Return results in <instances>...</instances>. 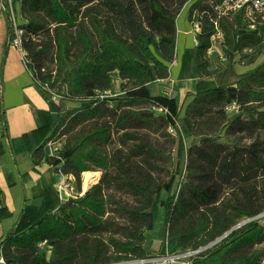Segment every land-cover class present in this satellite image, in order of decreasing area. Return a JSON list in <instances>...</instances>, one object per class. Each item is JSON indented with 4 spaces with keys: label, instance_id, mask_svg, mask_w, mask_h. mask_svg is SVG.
I'll return each mask as SVG.
<instances>
[{
    "label": "trees",
    "instance_id": "obj_1",
    "mask_svg": "<svg viewBox=\"0 0 264 264\" xmlns=\"http://www.w3.org/2000/svg\"><path fill=\"white\" fill-rule=\"evenodd\" d=\"M189 1L13 0L15 9L19 4L22 23L18 26L34 83L45 100L56 97L65 104L55 127L48 112L39 113L49 118L22 135L25 153L19 160L9 154L15 139L4 142L10 139L3 106L4 69L15 27L9 5L1 11L7 26L0 47V166L5 160L3 170L10 187L15 185L12 168L26 179L28 170L42 162L56 173L73 176L79 190L84 172L105 171L97 184L77 197L62 199L51 185L38 196L24 193L18 214L9 210L0 186V225L17 217L12 231L0 237L6 264H107L128 256L199 250L223 236L194 256L192 264H264V249L258 247L264 243L263 228L256 222L236 228L240 220L264 210V137L257 135L250 145L242 146L227 136L264 130V110L260 109L264 106V31L245 32L236 48L241 58L236 61L231 54L225 68L213 71L208 56L213 11L205 0H197L189 19L196 10L204 13L202 33L194 54L185 52L179 75L180 79L196 78L197 87L178 103L169 65L176 59L178 16ZM220 23L231 53L235 33L246 30L247 24L240 15L222 18ZM247 49L252 51L244 53ZM189 58L193 69L187 67ZM116 77L123 82V93L110 99ZM110 102L129 109L119 115ZM232 103L251 114V121L236 116L221 126L217 136L210 130H195L203 116L226 118L225 107ZM144 104L153 110L135 109ZM107 114L118 117L119 128L131 123L177 130L179 137L172 142L178 141L180 166L169 183L135 174L132 159L121 150L106 153L114 127L113 121L102 119ZM87 119L94 120L91 127L60 143L62 130ZM214 122L219 125L218 120ZM124 140H141L134 156L149 162L170 159L163 147L142 135L125 133ZM50 142L58 143L55 155L46 152ZM174 184L180 186L178 191ZM109 186L125 189L134 202L106 193ZM231 186L235 197L225 202L222 197ZM173 188L162 203L166 218L159 249L148 250L144 232L154 227L158 202ZM42 246L50 247L51 257Z\"/></svg>",
    "mask_w": 264,
    "mask_h": 264
},
{
    "label": "rangeland",
    "instance_id": "obj_2",
    "mask_svg": "<svg viewBox=\"0 0 264 264\" xmlns=\"http://www.w3.org/2000/svg\"><path fill=\"white\" fill-rule=\"evenodd\" d=\"M197 0H190L182 9L178 16V30H179V23H182L185 27V30L181 29L182 36H180L181 40L178 44L177 51H176V59L173 63H171L170 66V71H171V83L172 87L177 89L178 95H177V101L178 103H181L183 96L185 93L190 92V91H195L196 90V84L197 79L196 78H188V79H179V77L175 74V69H174V64L176 66L180 67L181 62L183 63V57L186 51L188 53L194 54L195 49L197 45H195L194 42V34L195 32L193 31V28L191 24L195 19L199 18L200 16H203L204 13L200 12L199 10H196L194 12L193 18L189 19V13L191 6L196 2ZM18 5V3H17ZM20 12V11H19ZM18 13V12H17ZM18 18H19V23H22V18L20 13H18ZM6 16L3 13L0 16V47L1 44L4 40V33L6 30ZM246 31H238L235 33V46L233 50L228 52L227 46L224 43L217 44L218 47L214 48L212 51L209 50L208 56L211 62V69L213 71H217L219 69H223L226 67L227 63L231 59V54H233L234 60H239L241 58V54L239 51H237V43L240 39V37L245 33ZM194 33V34H193ZM185 34V36H184ZM262 36V35H260ZM15 48V47H14ZM183 48H186L188 50L184 51L183 53ZM252 50L247 49L244 53H250ZM183 53V54H182ZM1 54V53H0ZM189 63H188V68L193 69L194 63L193 59L189 58ZM53 66H51L52 68ZM181 68V67H180ZM161 90H163L161 88ZM123 93V82L120 80L119 77L115 78V83L113 85L112 91L110 93L111 98L116 97L118 94ZM110 107H114L116 111L118 112L119 115L123 114L125 111H127L129 108L120 105L119 107L116 106V102L112 104V102L109 103ZM255 106H259L255 104ZM135 109H146V110H153V107L150 104H144L142 106H136ZM260 109L264 110V106L260 107ZM225 115L226 118H223L221 115L220 117L214 114L211 115H206L201 117L196 123H195V130L197 129H202L204 131L210 130L212 131V135L217 136L221 132V126H223L224 123L229 122L233 120L236 116H239L246 121H251L252 115L248 114L246 112H243V109L240 108L239 105L236 103L229 104L225 107ZM256 117V116H255ZM102 119L106 120H111L113 121V130H112V141L109 143L107 146V154L111 155L112 153L121 150L123 153V156L128 159H132V171L137 174L138 176L146 175L150 176L154 180L158 181H163L164 183H169L171 180L173 174H175L180 166L179 163V155H178V141L176 144H173L172 140L174 137L178 139L179 134L177 130L174 127H167L163 128L161 130H153L150 128H144V127H137L134 124L129 123L128 126L125 128H119L116 125V121L118 117L113 118L110 114H107L106 116H103ZM210 119V120H209ZM215 120L219 121V125L216 126ZM94 120H85L84 123L82 124H76L73 123L71 126V130L64 129L62 130L61 137L59 139L61 144H64L66 139L69 137H74L78 135L81 130L85 128L91 127V123ZM252 127V125H250ZM252 129V128H251ZM253 130H250L249 132L245 133H237V134H228V138L232 140L238 141V143L242 146H248L250 145L253 140L256 138L257 135H261V137H264V130L258 129L252 134ZM1 133V132H0ZM125 133H137L139 135H142L145 139L149 140L152 144L156 145L157 147H163V149L166 150L167 154L170 156V159L168 160H163V159H152L150 160L151 162L147 161L143 156H134L135 155V149L137 148L138 143L141 142V140H124V134ZM59 143V144H60ZM58 146V145H57ZM50 149H46L47 154H49ZM186 159V158H185ZM183 160L182 162V167H184L185 161ZM204 167H207V163H203ZM101 173L100 179L98 182L101 180L102 176L104 175L105 171L104 170H98ZM144 173V174H142ZM142 174V175H141ZM97 182V183H98ZM179 182V178L176 180V184ZM77 183V182H76ZM95 183V184H97ZM95 184H92L91 187ZM176 184H174L176 186ZM77 185V184H76ZM78 186V185H77ZM174 186V187H175ZM90 187V188H91ZM89 188V189H90ZM79 189V187H78ZM88 189V190H89ZM87 190V191H88ZM232 190H235L234 186L226 188V191L222 197V200L225 202L231 201L235 195L233 194ZM174 191V188L172 191L165 192L163 197H162V202H158V206L156 209V222L155 225L152 229H147L145 230V246L148 250H155L157 251L159 249V246L161 244V234H162V229L165 223V218H166V210L165 206L162 204L163 201L165 202L167 200V197L172 194ZM80 192L83 194V174H82V184H81V189ZM86 192V191H85ZM106 193H113L115 194L118 198L122 199L125 202H134V198L125 190V189H118L114 188L112 186L106 187L105 188ZM241 222V220H240ZM239 223V222H238ZM218 243V242H217ZM210 246V247H209ZM209 248H212L214 245H209ZM207 247V248H208ZM261 249H264V243L258 246ZM45 249L47 257H51V249L49 246H42L40 249ZM194 250H186L184 252H177L175 254H167V255H158V256H153L152 254L146 255V257L143 258H156L157 260L146 263V264H165V261L158 260V258H162L165 256H170L167 258L168 264L173 263L174 261H181L184 263H187L189 260L194 256H191L188 254L189 252H193ZM171 256H178V257H171ZM142 257H125L121 260L118 261H113L109 264L112 263H117V262H124V261H131V260H137Z\"/></svg>",
    "mask_w": 264,
    "mask_h": 264
},
{
    "label": "crops",
    "instance_id": "obj_3",
    "mask_svg": "<svg viewBox=\"0 0 264 264\" xmlns=\"http://www.w3.org/2000/svg\"><path fill=\"white\" fill-rule=\"evenodd\" d=\"M17 8H19V4ZM181 29L185 30L183 24L178 30L177 47L181 40L180 36H182ZM14 47L10 45L4 69L5 91L3 93V106L6 112V119L9 126L8 132L10 135V139L6 138L4 142L5 144H10L11 138L15 139L13 142L14 146L12 150H9V154L10 157L19 160L21 155L25 153L24 142L21 138L22 135L30 130L36 129L42 118H49L48 115L44 117V115H40L39 113L43 111L48 112L51 116L50 118H52L53 127H55L63 114L65 104L60 98L56 97L49 101L45 100L41 90L35 85L34 79L22 58L21 52L17 47ZM186 50L188 49L183 48V53ZM176 64H178L177 61L174 64L175 74L179 77L180 67L182 65L176 69ZM195 84L197 87V83ZM46 149H49V146ZM4 163H6L5 160L1 162L0 166V186L4 190L5 200L9 210L16 212V214L22 208L24 193L30 196H38L44 193L50 185L57 189V184L61 181L60 173H56L47 162H42L36 168L28 170L26 179L23 177L24 174L16 172L15 167L12 168L13 170L11 172L14 175L15 180H13L15 185L10 187L3 170ZM25 172L24 170L23 173ZM60 198L62 197L60 196ZM16 218L14 217L12 220L6 222L4 226L0 225V237L12 231ZM2 258V251L0 249V264H6L2 262ZM170 264L185 263L174 261Z\"/></svg>",
    "mask_w": 264,
    "mask_h": 264
},
{
    "label": "built area",
    "instance_id": "obj_4",
    "mask_svg": "<svg viewBox=\"0 0 264 264\" xmlns=\"http://www.w3.org/2000/svg\"><path fill=\"white\" fill-rule=\"evenodd\" d=\"M13 0H0V13L2 10L6 9V4H8V9L10 12V20L12 21L15 27V37L11 42V45L17 47L22 54V58L26 63V56L25 50L23 49L22 45V34L23 30L19 28V18L18 13L19 9L16 7L14 8ZM205 2L210 6L213 12H211L210 18L211 21L214 23L213 32L211 35V48L212 51L214 48L218 47L217 44L224 43L226 40V32L221 26L220 20L222 18H232L236 15H240L243 20L247 24L246 32L250 33H258L261 34L264 31V0H205ZM18 12V13H17ZM214 14V15H213ZM194 34V42L195 45L199 44V35L202 33V16L199 15L198 19H195L191 24ZM57 142H50L49 146V155H55L58 151L59 146H57ZM61 181L57 184V190L62 198H69V197H77L78 195H83L78 186L76 185V180L73 176L64 174L60 172ZM177 191L180 189L179 185H176ZM256 222L258 223L264 230V210L257 213L254 216L246 217L241 222H239L236 228L241 227L247 223ZM213 245V243L211 244ZM208 247V246H207ZM202 248V250L206 249ZM210 247V246H209ZM201 250V251H202ZM201 251L194 250L193 252H189L191 256H196ZM167 255V254H166ZM164 256V255H163ZM170 257L165 256L162 258H158V260L165 261V264H168L167 258ZM171 257H178V256H171ZM157 260L156 258H139L137 260L131 261H124V262H117L112 264H146L152 261ZM2 262L5 263L4 259L2 258ZM109 264V263H107ZM185 264H192L189 260Z\"/></svg>",
    "mask_w": 264,
    "mask_h": 264
},
{
    "label": "bare ground",
    "instance_id": "obj_5",
    "mask_svg": "<svg viewBox=\"0 0 264 264\" xmlns=\"http://www.w3.org/2000/svg\"><path fill=\"white\" fill-rule=\"evenodd\" d=\"M182 23H179L181 27ZM178 66H176V69ZM101 173L99 171H86L83 173V190L87 191L92 184H95L100 179Z\"/></svg>",
    "mask_w": 264,
    "mask_h": 264
},
{
    "label": "water",
    "instance_id": "obj_6",
    "mask_svg": "<svg viewBox=\"0 0 264 264\" xmlns=\"http://www.w3.org/2000/svg\"><path fill=\"white\" fill-rule=\"evenodd\" d=\"M83 194H85V192ZM223 238H224V236L219 238V239H217L215 242H213V245L216 244L217 242L221 241ZM201 250L202 249H199L198 251H201Z\"/></svg>",
    "mask_w": 264,
    "mask_h": 264
}]
</instances>
